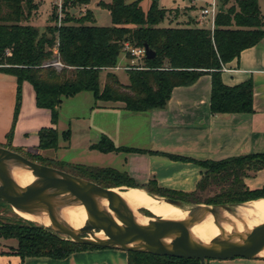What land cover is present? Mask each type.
Masks as SVG:
<instances>
[{
	"label": "trees",
	"instance_id": "trees-1",
	"mask_svg": "<svg viewBox=\"0 0 264 264\" xmlns=\"http://www.w3.org/2000/svg\"><path fill=\"white\" fill-rule=\"evenodd\" d=\"M141 1L129 5L126 0L99 1L98 5L106 9L111 18V25L100 26L91 22V18H75L67 11L71 7L87 5L90 0H62L60 7L64 17L60 24H57V13L53 10L50 24L40 31L38 27L24 23L38 7L34 0H0V71L13 75L17 86L13 126L20 107L23 81L32 85L36 106L49 110L53 125L57 124L63 99L82 91H90L96 101L110 107L144 113L164 108L175 87L189 86L204 74L211 76L212 114L253 112L252 81L226 86L220 73L222 67L238 57L242 50L264 39V0H234L227 9L223 6L230 0H220L223 9L215 16L213 30L189 25L161 27L165 9L159 7L157 0H151L144 10ZM126 42L135 47L148 44L155 57H145L141 69H127L128 83L123 84L112 70L117 66ZM129 57V54L125 55L127 61ZM55 62L60 66L54 65ZM103 71L106 73L101 85ZM13 126L6 136L8 141ZM63 135L68 139L69 130ZM38 136L39 149H57L56 128H41ZM90 148L104 153L139 151L115 146L105 135ZM10 150L20 152L15 148ZM34 156L35 159L42 158L37 154ZM42 159L48 162L47 165L50 162L59 164L53 159ZM197 164L205 168V172L192 192L166 190L153 181L141 185L126 172L111 167L69 166L102 187H111L110 182L113 186L126 183L132 188L145 189L150 195L192 203H202L200 193L213 189H219L218 193L204 203L238 204L264 197V186L249 189L244 182L245 177L264 168V153L205 160ZM25 223L0 228V237L17 241L11 252L22 258L62 259L76 251L104 248L72 241L34 222ZM127 264H199V261L129 250Z\"/></svg>",
	"mask_w": 264,
	"mask_h": 264
},
{
	"label": "crops",
	"instance_id": "crops-1",
	"mask_svg": "<svg viewBox=\"0 0 264 264\" xmlns=\"http://www.w3.org/2000/svg\"><path fill=\"white\" fill-rule=\"evenodd\" d=\"M90 2L87 4L88 9ZM123 58L127 63L124 55ZM115 70L112 71L118 76ZM220 77L226 86H235L249 79L252 81L253 112L212 114L209 74L200 76L189 86L175 87L164 108L131 113L120 107L109 106L106 109L123 118L128 114L141 117V123L146 124L143 132L146 140L140 141V134L135 138L139 132L138 125L132 124L133 133L128 136L119 129L115 135L110 134L113 144L139 151L102 152L107 157L112 155L113 160L96 167H103L102 164L109 167V164L111 168L126 172L138 184L146 185L153 181L166 190L192 192L205 172V168L197 162L264 153V39L242 50L238 57L226 63ZM16 87V78L0 71V146L44 157L48 150L53 149L38 148V132L41 128H57V124H52L49 110L36 106L32 85L23 81L20 107L13 126ZM12 126V137L8 141L6 136ZM92 142L88 139V148L94 144ZM174 156L184 159H175ZM244 182L249 189L264 186V168L245 177ZM236 261L241 264H264V259ZM0 264H127V250L116 247L91 248L73 252L62 259L35 256L22 258L9 250H0Z\"/></svg>",
	"mask_w": 264,
	"mask_h": 264
},
{
	"label": "water",
	"instance_id": "water-1",
	"mask_svg": "<svg viewBox=\"0 0 264 264\" xmlns=\"http://www.w3.org/2000/svg\"><path fill=\"white\" fill-rule=\"evenodd\" d=\"M136 0H126L129 5ZM223 8L220 7L219 11ZM146 59L155 57V52L143 44ZM12 161L28 168L32 175L41 181L46 189L56 191H68L77 200L81 201L88 212L89 218L76 232L60 223L56 218L50 217L53 226H45L36 221H31L43 226L55 233L69 236L70 240L100 247H116L124 250L148 252L160 256H172L177 258L196 259L199 264H205L206 260H229L233 258L264 259L258 256V252L264 247V224L247 233L242 244L231 243L228 240L213 238L212 243L217 248H203L192 244L186 232V226L180 221L162 220L158 217H150L147 225H140L135 222L132 212L113 191L114 188L102 187L95 182L72 175L66 171L32 161L18 152L0 146V199L11 206L13 210L25 213H36L31 207L36 196L25 189H17L13 181L4 172V163ZM94 196H100L107 201V211L101 210L93 200ZM165 202L187 210L191 213L202 210L210 212V207L225 209L230 214L234 207L240 204H188L179 200L161 197ZM111 213V214H110ZM216 226L219 225L214 221ZM104 231L111 236L110 240H90L82 237V234L92 236L97 231ZM177 230L178 236L166 246L162 239L170 232ZM132 245V246H130Z\"/></svg>",
	"mask_w": 264,
	"mask_h": 264
},
{
	"label": "rangeland",
	"instance_id": "rangeland-1",
	"mask_svg": "<svg viewBox=\"0 0 264 264\" xmlns=\"http://www.w3.org/2000/svg\"><path fill=\"white\" fill-rule=\"evenodd\" d=\"M62 0H34L38 4L36 10L32 11L28 20L24 23H29L33 26L39 28L40 31L44 30L45 26L50 24L49 18L53 10L57 13L58 23L60 24L61 19L64 17V12L61 10ZM99 1L108 2L110 0H91L90 9L88 5H78L75 7L68 8L67 11L70 16L75 18L88 17L91 18V22L96 23L100 26L111 25L110 14L106 9H103L98 5ZM160 8L165 9V17L163 21L159 24L161 27H176V26H200L210 28L211 22L208 18L200 21L199 10L202 4L209 3L211 0H196L194 3L189 0H157ZM218 8L222 6L220 0H216ZM151 0H142L140 6L143 9L149 7ZM234 3V0H230L226 5L223 6L227 9L228 6ZM261 3V1H260ZM93 10V12L91 11ZM197 23V24H196ZM126 64L123 54L118 56V66H123ZM105 72L100 74V83L105 79ZM115 72L118 74L121 82L128 83L127 72L124 69H116ZM104 102L96 101L93 94L90 91H82L77 93L73 97L64 98L60 108L57 121V149L52 151H47L44 157H53L56 162H50L48 166L66 171L72 175L84 178L87 176L83 175L81 172L73 169L69 165H84V166H98L100 163H110L113 156L107 157L108 155L103 154L101 151L96 149L88 148V139L97 142L102 135L110 137V134L118 132L120 129L123 134L131 135L133 133L132 124L138 125L139 132L137 134L138 138L140 134V141H145L146 137L143 135L145 132L146 124L141 123V117H134L130 114L126 115L124 118L121 115H115L114 111H111L109 106L103 104ZM96 106V107H95ZM119 125V127H118ZM69 130V138L65 139L63 132ZM116 137V136H115ZM112 139V138H111ZM113 141V140H112ZM138 143V142H136ZM42 150V149H41ZM46 150V149H44ZM31 154V153H30ZM35 155V153H32ZM31 154V155H32ZM40 156V155H39ZM42 158H37L35 161L38 163H43L47 165V161ZM45 162V163H44ZM102 164L101 166H105ZM109 167L110 165L107 164ZM85 179V178H84ZM108 185V188H132L126 183L119 186H113L112 182ZM145 191V189H144ZM219 189L206 190L201 192L199 199L202 203L210 199L215 193H218ZM151 196L161 198L158 194H153ZM209 205H222L219 203H208ZM207 204V205H208ZM240 204V203H238ZM148 212V213H145ZM137 212L147 217H155L147 208L137 209ZM19 216L10 205L5 203L0 199V228L6 225H20L26 224L28 222ZM36 224V223H34ZM38 225V224H37ZM96 233L95 231L93 232ZM84 238L90 239L89 234H82ZM70 238L69 236L63 235ZM71 239V238H70ZM17 246V241L13 239H4L0 237V250H9ZM236 259L247 260L246 258H233L229 260H206L205 264H241L237 262Z\"/></svg>",
	"mask_w": 264,
	"mask_h": 264
},
{
	"label": "bare ground",
	"instance_id": "bare-ground-1",
	"mask_svg": "<svg viewBox=\"0 0 264 264\" xmlns=\"http://www.w3.org/2000/svg\"><path fill=\"white\" fill-rule=\"evenodd\" d=\"M4 167V172L17 189H25L36 196L31 207L35 208L37 212L25 213L14 210L19 216L45 226L55 227L50 221V217H53L74 232L88 220L89 215L85 205L70 192L46 189L44 184L23 165L7 161L4 163ZM113 191L124 200L136 223L147 225L151 220L150 217L137 212V209L147 208L153 216L162 220L182 222L186 226L189 241L203 248L218 249V246L212 243L213 238L242 244L247 233L264 224V197L240 203L234 207L232 214L225 209L218 208L216 210L213 207L208 209L210 212L197 210L191 213L181 210L161 198L151 196L140 188H114ZM93 200L101 210L109 212L105 198L94 196ZM214 221L219 225V228L214 224ZM178 234L179 232L174 230L168 233L162 242L170 247L171 241ZM94 239L105 241L110 240L111 236L101 230L90 237V240ZM257 255L264 257V247Z\"/></svg>",
	"mask_w": 264,
	"mask_h": 264
},
{
	"label": "built area",
	"instance_id": "built-area-1",
	"mask_svg": "<svg viewBox=\"0 0 264 264\" xmlns=\"http://www.w3.org/2000/svg\"><path fill=\"white\" fill-rule=\"evenodd\" d=\"M194 3L196 0H189ZM61 6V5H60ZM219 12L218 4L216 0H211L209 3L202 4L199 10V18L202 21L205 18H208L211 22L210 29H214V20L216 14ZM129 54L128 63L123 66H116L115 69H141L143 65V59L145 58V50L143 46H132L129 43H124L123 45V55ZM54 65L60 66L59 62H55ZM113 68V69H114ZM225 66L222 67L224 69Z\"/></svg>",
	"mask_w": 264,
	"mask_h": 264
},
{
	"label": "flooded vegetation",
	"instance_id": "flooded-vegetation-1",
	"mask_svg": "<svg viewBox=\"0 0 264 264\" xmlns=\"http://www.w3.org/2000/svg\"><path fill=\"white\" fill-rule=\"evenodd\" d=\"M2 147H4V146H2ZM16 152V151H15ZM18 153H20L21 155H23L24 157H26V158H28V159H30V158H34V160H32V161H35L36 159H35V156L34 155H31V154H29V153H25V152H18ZM30 157V158H29ZM31 160V159H30ZM90 181V180H89ZM93 182V181H92ZM96 183V182H95ZM97 184V183H96ZM99 185V184H98ZM171 199H174V200H179V201H181V202H184V203H188V204H200V203H192V202H187V201H184V200H181V199H178V198H171Z\"/></svg>",
	"mask_w": 264,
	"mask_h": 264
}]
</instances>
